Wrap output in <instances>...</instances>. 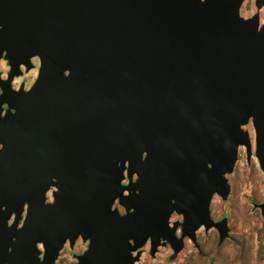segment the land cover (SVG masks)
<instances>
[{"label":"water","instance_id":"water-1","mask_svg":"<svg viewBox=\"0 0 264 264\" xmlns=\"http://www.w3.org/2000/svg\"><path fill=\"white\" fill-rule=\"evenodd\" d=\"M243 1L0 0V264H55L78 238L74 264H136L146 243L227 237L210 204L249 122L264 172V22Z\"/></svg>","mask_w":264,"mask_h":264},{"label":"rangeland","instance_id":"rangeland-1","mask_svg":"<svg viewBox=\"0 0 264 264\" xmlns=\"http://www.w3.org/2000/svg\"><path fill=\"white\" fill-rule=\"evenodd\" d=\"M255 0H244L240 7V16L251 18L260 15L261 25L264 22V8L258 12ZM33 68L28 72L21 68L22 75L14 80L18 89L22 84L28 90L34 84L39 68V60H31ZM9 70L5 61L0 62V71ZM251 141V156L248 159L245 147H240L233 171L226 175L230 186L226 200L214 195L210 204V215L216 223L227 219V237L221 242L218 232L210 229L207 232L200 228L196 232V245L187 237L178 254L168 245L160 247L152 257L149 254V243L140 248L141 257L136 264H264V216L256 207L264 204V172L260 169L255 157V134L251 122L243 127ZM51 201V193L47 195ZM119 211H122L118 208ZM181 222V217L173 214L170 223ZM181 236L180 230L177 237ZM85 245L78 239L72 251L68 244L60 251L55 264L74 263L73 253L81 254Z\"/></svg>","mask_w":264,"mask_h":264},{"label":"flooded vegetation","instance_id":"flooded-vegetation-1","mask_svg":"<svg viewBox=\"0 0 264 264\" xmlns=\"http://www.w3.org/2000/svg\"><path fill=\"white\" fill-rule=\"evenodd\" d=\"M254 5H255V1H254ZM256 7V6H255ZM264 8V7H263ZM262 8V9H263ZM261 9V10H262ZM261 10H259V11H261ZM258 11V12H259ZM259 14V13H258ZM249 19V18H248ZM259 22H260V15H259ZM261 24V23H260ZM1 61H5L3 58L2 59H0V62ZM6 62V64L8 65V63H7V61H5ZM8 67H9V65H8ZM9 70H10V68H9ZM9 70L6 72V73H2L1 71H0V81L1 82H3V81H5V80H7V75H8V73H9ZM28 72V71H27ZM16 78H19V77H15L12 81H11V83H10V86H11V90L13 91V92H18L19 91V89H20V87L22 86L23 87V84L17 89L15 86H14V80L16 79ZM23 89H24V87H23ZM2 93H3V91H2V89H1V87H0V96L2 95ZM7 111V106L6 105H3V104H1L0 105V118L1 117H3L4 116V113ZM0 149H1V145H0ZM136 180V178H135V176H133L132 177V181H135ZM130 182H129V180L128 179H126L125 180V182H124V184L125 185H128ZM115 207H117V208H120L122 211H119V213L121 214V215H123L124 214V210H123V208H121L120 206H118L117 204L115 205ZM119 210V209H118ZM179 217H181V221H182V216L181 215H178ZM11 223H12V220H10L9 222H8V226L9 225H11ZM21 225V224H20ZM20 225H19V227H20ZM179 230H180V228H179ZM78 239H80V238H78ZM77 239V240H78ZM77 240L75 241V243L77 242ZM81 240V239H80ZM81 242H82V244L83 245H85V249L82 251V253L81 254H78V255H75L74 253H73V257H74V263H76L77 262V259H76V257H78V256H80V255H82L86 250H87V248H88V243L87 242H83L82 240H81ZM75 243L73 244V246L71 247L68 243V247H69V249L72 251V249L74 248V245H75ZM66 247V244L64 245V247L63 248H65ZM74 263H72V264H74Z\"/></svg>","mask_w":264,"mask_h":264}]
</instances>
